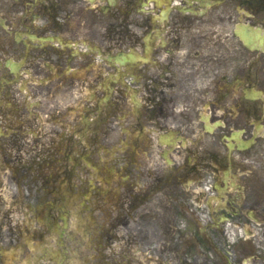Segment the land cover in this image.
<instances>
[{"label": "flooded vegetation", "instance_id": "af4514ba", "mask_svg": "<svg viewBox=\"0 0 264 264\" xmlns=\"http://www.w3.org/2000/svg\"><path fill=\"white\" fill-rule=\"evenodd\" d=\"M6 165L47 209L85 197L101 264L191 197L211 254L186 264H264V0H0Z\"/></svg>", "mask_w": 264, "mask_h": 264}, {"label": "rangeland", "instance_id": "374dc122", "mask_svg": "<svg viewBox=\"0 0 264 264\" xmlns=\"http://www.w3.org/2000/svg\"><path fill=\"white\" fill-rule=\"evenodd\" d=\"M35 185H37V182H35ZM84 205L85 197L79 195L58 208L47 209V207L38 206L29 211V215H7L8 219H6V223L10 224L6 226L13 227L18 225L21 226L20 228H25L21 234L9 231L11 238L18 239L20 237V240L24 241L19 243L21 244L18 248L19 253L30 256L28 258L32 260L31 264H65V261L71 259L66 260L67 255L70 256L71 254L75 255L74 261L78 262L77 259L81 258V255L84 254L82 252L83 249H80L81 247L78 248L72 239L77 238V240H81L82 233L84 234L83 228L80 229V232L76 233V224L79 222V218L86 219V223L87 219H90L86 214ZM63 217L68 218V226H65ZM61 240L65 242L68 252L66 257L58 259L56 255H59V252L54 251V246H57ZM15 241L18 244V241ZM6 253V246L0 244V260L3 259ZM15 262L13 264H19Z\"/></svg>", "mask_w": 264, "mask_h": 264}, {"label": "bare ground", "instance_id": "6f19581e", "mask_svg": "<svg viewBox=\"0 0 264 264\" xmlns=\"http://www.w3.org/2000/svg\"><path fill=\"white\" fill-rule=\"evenodd\" d=\"M14 258H15V254L14 253H12V255L11 254L9 255V259L14 260Z\"/></svg>", "mask_w": 264, "mask_h": 264}]
</instances>
